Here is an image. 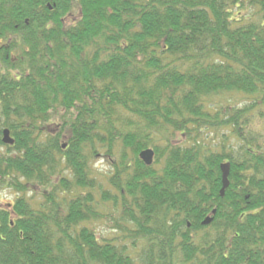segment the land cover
Here are the masks:
<instances>
[{
	"label": "trees",
	"instance_id": "obj_1",
	"mask_svg": "<svg viewBox=\"0 0 264 264\" xmlns=\"http://www.w3.org/2000/svg\"><path fill=\"white\" fill-rule=\"evenodd\" d=\"M251 5L262 17L237 16ZM263 6L0 0V187L17 193L0 264H264V143L245 135L264 107ZM233 91L249 103L207 99ZM219 129L236 143L206 141Z\"/></svg>",
	"mask_w": 264,
	"mask_h": 264
},
{
	"label": "rangeland",
	"instance_id": "obj_2",
	"mask_svg": "<svg viewBox=\"0 0 264 264\" xmlns=\"http://www.w3.org/2000/svg\"><path fill=\"white\" fill-rule=\"evenodd\" d=\"M237 16H240L239 18L243 19H259L262 17L261 12L259 11L258 6L251 5V7L245 11L242 12L238 9ZM214 107L224 106V105H230V106H244L245 104H248L250 99L247 98L244 94H241L239 92H226L223 94H217L212 95L209 98H207ZM255 110L252 112L251 116L249 117V121L247 123V126L245 128V135L247 138H252L253 141L263 144L264 143V115H261L259 110L263 109V105H255ZM223 129L216 130L213 133H210L206 141L208 140L210 143H217L219 141H222L223 138L227 145H234L236 143V137L229 133L228 131L224 130L227 137L225 138L221 133ZM176 134L173 135V138H176ZM4 148L0 146V152H3ZM93 166L98 171V177L103 180V173H107L109 171V164L104 158L97 159ZM32 195L31 192H28L27 196ZM17 196V193L13 190H10L8 188L0 187V201L1 203H8L14 199V197ZM34 201L40 199V196L37 194L34 195ZM116 212L112 213L111 215H107L105 220L96 222L94 226L97 229V232L100 236L107 235L109 233V228L112 225L111 217L116 215Z\"/></svg>",
	"mask_w": 264,
	"mask_h": 264
},
{
	"label": "water",
	"instance_id": "obj_3",
	"mask_svg": "<svg viewBox=\"0 0 264 264\" xmlns=\"http://www.w3.org/2000/svg\"><path fill=\"white\" fill-rule=\"evenodd\" d=\"M264 8V6H263ZM2 141L7 143V144H12L13 143V139L9 136L8 130L5 129L3 131V137H2ZM64 147V145H63ZM139 157L144 161V163L146 164H151L152 162V157H153V151L150 148L144 149L142 151L139 152ZM220 169L222 172V185L220 188V194L223 195L224 189L226 188V186L228 185V180H227V176H228V172H229V164L228 163H221L220 164ZM211 221V217H206L203 221L202 224H208Z\"/></svg>",
	"mask_w": 264,
	"mask_h": 264
},
{
	"label": "flooded vegetation",
	"instance_id": "obj_4",
	"mask_svg": "<svg viewBox=\"0 0 264 264\" xmlns=\"http://www.w3.org/2000/svg\"><path fill=\"white\" fill-rule=\"evenodd\" d=\"M4 148V147H3ZM5 150V149H4Z\"/></svg>",
	"mask_w": 264,
	"mask_h": 264
}]
</instances>
